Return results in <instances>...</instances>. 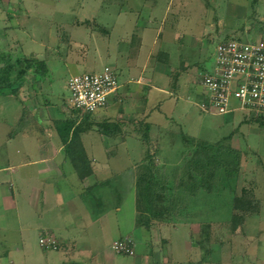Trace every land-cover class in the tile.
Wrapping results in <instances>:
<instances>
[{"label": "rangeland", "instance_id": "obj_1", "mask_svg": "<svg viewBox=\"0 0 264 264\" xmlns=\"http://www.w3.org/2000/svg\"><path fill=\"white\" fill-rule=\"evenodd\" d=\"M168 1L160 0L147 16L150 3L144 0H0V68L8 57L15 72L18 60L33 57L44 61L48 71L43 77L29 74L16 97L0 91V197L6 194L13 199L11 204L0 199V264H57L65 259L64 246L46 250L38 239L49 235L65 240L66 173L71 175L66 189L74 193L77 188L71 165L58 164L62 176L27 171L22 178L18 171L22 160L39 156L38 146L43 145L41 154L55 151L48 142L54 145L55 139L65 136L68 120L80 122L82 115L69 105L68 79L108 66L123 82L125 64L141 63L149 52L152 58L147 61L145 79L157 62L166 69L165 82L157 83L164 85L166 94L145 88L148 110L156 99L162 100L160 110L153 109L151 115L149 143L141 142L137 133L144 123L138 110L145 100L135 90L124 101L131 110L121 115L126 121H118L112 97L108 111L96 110L89 118L98 121L107 115L108 122H118L121 134L105 138L92 125L82 140L87 152L94 150L100 162L105 155L113 158L110 165L116 178L97 191L102 192L103 207L120 205L119 221L129 215L134 202L122 178L125 174L120 176V172L143 171L145 152L152 154V167L166 183L158 203L165 216L148 227L155 225L159 231L160 223L174 227L162 229L169 242L160 241L161 235L154 231L135 232L133 256L114 254L110 233L92 247L107 255L105 264H264V125L241 110L220 115L199 109L204 94L201 80L213 68L217 43L229 39L264 42V0L255 7L250 0H171L170 5ZM136 35L144 38L141 48ZM178 80L179 89L169 95ZM42 109L44 115L38 118L31 114ZM228 146L239 153L238 175L229 187L215 180L209 191L194 195L182 188L172 190L180 176L199 181L205 169L213 166L219 167V179L224 171L217 162L227 158ZM211 156L217 158L216 163L209 160ZM206 160L210 162L207 168L203 167ZM6 166L10 168L1 170ZM11 169L17 173L10 174ZM35 190L41 191L39 196ZM97 191L83 195L93 210L98 206L93 198L98 197ZM232 214L240 218L235 220V230ZM91 261L85 255L80 264Z\"/></svg>", "mask_w": 264, "mask_h": 264}, {"label": "crops", "instance_id": "obj_2", "mask_svg": "<svg viewBox=\"0 0 264 264\" xmlns=\"http://www.w3.org/2000/svg\"><path fill=\"white\" fill-rule=\"evenodd\" d=\"M159 1L160 0H144V2L150 3L149 7L147 8V11H148L147 16H151L153 14V10ZM168 2H169L168 5H170L171 0H169ZM101 28L105 29L104 27H101ZM133 35L135 36V34ZM136 38L138 39L137 46L138 48H141L143 46L144 38L143 36H140V35L137 36ZM129 46L131 49L132 44H130ZM151 56L152 54L149 52L142 59L141 63H136L135 65L133 64L132 66H129L128 63L125 64V70H124L125 79L123 82H119V79L117 77V72L114 69H112L117 78L118 88L115 91V93L111 94L107 98L106 105L103 108H101V109H106L104 111H108V108L110 107L108 106V99L112 97V99L110 100L113 103L112 110L113 112L118 113L117 116L120 117V120L118 121L124 122L126 120H122L121 115L127 116L129 112L131 111L129 107L126 108L127 106L125 105L124 101L129 99V96L131 95L133 90L141 91L142 93L141 97L143 100H145V102H144V106L142 107V109L140 107L138 111L141 113L142 117L144 116V122L150 125V130L153 127V124L150 120L153 109L159 111L162 106L161 105L162 100L156 99L154 101L155 103H153L154 106H152V108L150 107V109L148 110L147 108L148 95H147V92L145 91V88L149 87L151 89L150 93L159 92L160 94H166V89L164 85L162 87H158L157 85L158 81H162L163 83L165 82L164 77L166 74V71H165L166 69H165L164 64L162 65V63L157 62L155 64L156 66H154V68L151 71L149 79H145L144 77L145 71L148 68L147 61L149 62V60L152 58ZM182 65L184 64L182 63ZM135 75L136 77H134ZM147 80H149V82H147ZM132 83L137 85V87L136 88L131 87ZM174 88L176 90L173 93L168 91L169 95L171 96L175 95V92L179 89V80L177 81V84L176 86H174ZM120 105H123L124 107L122 106L121 108ZM40 111L41 112H36L35 110V111H32L31 114L33 115V117L36 116L35 118H38L44 115V112H45L43 109ZM231 113H233V111H231L229 114ZM105 116L106 117L100 120H106L108 116L107 115ZM90 131H87L85 133H88ZM85 133H82L80 135V145L83 148V151L89 163V168L91 172L89 175H87V177H84L83 179H79L70 161L69 155L65 149V144L68 143L69 136H70V133L68 132L67 133L65 132V136L63 135L62 138L55 139V142L53 143L54 145L48 142V144L55 151L51 150L52 152L51 151L46 152L45 154L42 152L41 154L40 148L43 145H40L37 147V153L39 152V156L37 158L32 159L28 157V159L22 160L21 164L19 165L20 171H18V173L22 172V175L20 176L22 178L25 177L24 174H26L27 171L29 172L35 171L36 174L38 172H41V173L54 172L62 176V174L59 172V169L61 167L58 164H64V163H69L72 167V170L75 173L74 175L76 177L77 188H75L76 191H74V193L66 189V187L68 188V185L71 184L69 181H67V177L69 178L71 177V175L68 173L65 174V180H66L65 181V228H63L65 229V240L62 239L61 237L56 239L58 241V245H59L58 247H61V246L65 247V259L62 261V263H57V264H80L81 258H84L85 255L89 256L90 260L92 259L91 261L92 264H105L107 255H105V253H102V252L99 253L97 251L98 249H94L92 245H94L95 243H99V241L102 240V237L105 236V234L107 233H110V236L112 235L110 239L111 244L116 240H121L122 238H125V239L128 238L132 242H134L133 234L139 230L142 233H150L151 231H154L157 234L161 235L159 238L160 241L169 242L168 239H165L163 237L162 229L165 226H168L169 228L171 225L160 223L161 231H159V230H156L158 228H155L156 227L155 225L151 227H137L135 224L136 213H137L136 198H135V178H136L135 172L130 171L129 174H127V172H124V173L120 172V176L125 174V176L122 178L125 180L124 182L128 184V188L131 194L134 196L133 208L131 211H129V215L126 216L124 220L119 221L117 219L118 218L117 214L120 213V205L118 203L115 202L111 206L112 207L111 209L108 207L102 206L103 205V203L101 202L102 192L99 193L98 191L102 189V185H108L111 182L110 181L111 179L113 178L115 179L117 174L113 172L114 169H112L110 165L113 159L112 157H108V155H105L103 157L104 160H101L100 162V160H98V156L95 155L94 150H92V154H89L87 152L85 148V144L82 140V135ZM101 136L107 138L104 135H101ZM50 141L53 142V139ZM48 144L47 145L45 144L46 146L44 147H47ZM15 153L18 154L19 152L16 151ZM7 155L11 156L10 153H8ZM7 160H9V158ZM37 166H39V168H37ZM31 167H35V170H30ZM9 168H10L9 166H6V167H3L1 170H8ZM9 171H10V174L17 173V171L13 169ZM67 175H70V176H67ZM11 187L12 185L9 183V188ZM93 190H96V191L98 190L97 191L98 197L93 196V198L96 199V201L98 202V206L96 210L88 208V206L85 204V196L83 197L85 193L91 192ZM114 190L116 192V195L119 196L118 189L116 188ZM40 192H41L40 190H35V194H37L38 196ZM42 195H43V192H42ZM58 195H59V192H58ZM111 198H114V196L113 197L111 196ZM0 199L3 203L10 201V204L12 203V200H13L12 197H8L6 194H3V195L1 194ZM154 222H157V221H154ZM157 224L159 223L157 222ZM173 227L174 226H171L170 228H173ZM47 230L52 232V229H47ZM58 239H60V241ZM57 250H59V248H57ZM57 250H54V251H57ZM163 258L164 260L167 259L165 255H163ZM142 262H144V260H142ZM139 264H142V263L140 262Z\"/></svg>", "mask_w": 264, "mask_h": 264}, {"label": "built area", "instance_id": "obj_3", "mask_svg": "<svg viewBox=\"0 0 264 264\" xmlns=\"http://www.w3.org/2000/svg\"><path fill=\"white\" fill-rule=\"evenodd\" d=\"M204 96L199 109L226 115L241 110L258 117L264 115V42L223 40L214 50L213 69L202 77ZM69 105L73 110L93 113L106 105L115 93L118 82L114 71L105 66L99 72H84L67 81ZM38 244L46 250H57V240L40 236ZM111 251L117 255L133 256V242L126 238L114 241Z\"/></svg>", "mask_w": 264, "mask_h": 264}, {"label": "trees", "instance_id": "obj_4", "mask_svg": "<svg viewBox=\"0 0 264 264\" xmlns=\"http://www.w3.org/2000/svg\"><path fill=\"white\" fill-rule=\"evenodd\" d=\"M260 0H250L251 7H255ZM10 58L5 59V65L0 68V91H6L5 94L12 95L14 97L18 94V89L26 80L29 74H32L34 78L36 76H45L47 74V67L42 60H38L33 57H23L17 61L18 70L13 72L11 70V64H9ZM175 86V85H174ZM3 90V91H2ZM4 93V92H3ZM74 113L82 115L80 122L76 123L73 120H68L69 126L66 130L70 133L69 141L65 144L66 152L69 155L70 161L79 177L83 179L90 174L89 163L84 154L83 148L80 145V135L91 130L92 125L96 126V130L99 134L109 138L116 137L122 133L121 127L118 122H108L107 120L95 121L89 120L92 113H84L77 110H72ZM259 125H264V115H260L254 118ZM149 131L150 125L146 122L143 123L142 129H138L139 139L143 143H149ZM66 132V133H67ZM185 136L182 135V139ZM217 145H220L217 143ZM203 149H208V145L202 143L199 144ZM232 150L230 146L227 147V151L224 155L227 158H221L219 163L215 156L209 158L210 161L217 162L219 166H223V175L218 179V168L213 166L204 171V176L201 180L197 181L193 178L186 180L185 176L178 178V183L172 188V190L183 189L189 195H194L199 190L209 191L215 180L221 181L225 186L229 187V182L234 180L238 175L239 167V153ZM152 154L145 152L142 164L144 165L143 171L136 173L135 178V198H136V219L135 224L137 227H148L151 221L159 220L165 216V211L158 206L165 192V180L161 178V175L154 169L151 161ZM194 161L190 160L189 163ZM203 167L207 168L210 162L206 160L203 163ZM207 166V167H206ZM221 169V168H220ZM189 170L186 168V172ZM191 177V173L188 175ZM192 182V183H189ZM237 199V198H236ZM167 210V209H166ZM240 219L236 214L231 215V221H233L232 229L235 230L237 222L235 220Z\"/></svg>", "mask_w": 264, "mask_h": 264}]
</instances>
